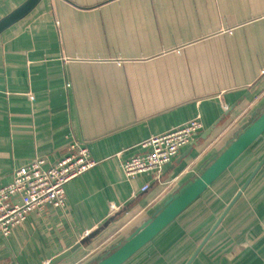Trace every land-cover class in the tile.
I'll return each instance as SVG.
<instances>
[{"label":"crops","instance_id":"obj_1","mask_svg":"<svg viewBox=\"0 0 264 264\" xmlns=\"http://www.w3.org/2000/svg\"><path fill=\"white\" fill-rule=\"evenodd\" d=\"M24 1L0 0V19ZM263 108L264 0H43L0 34V184L76 142L97 164L68 182L65 206L0 233V264L93 262ZM193 118L201 131L161 172L127 179L144 140ZM243 211L195 264H264V202Z\"/></svg>","mask_w":264,"mask_h":264},{"label":"built area","instance_id":"obj_2","mask_svg":"<svg viewBox=\"0 0 264 264\" xmlns=\"http://www.w3.org/2000/svg\"><path fill=\"white\" fill-rule=\"evenodd\" d=\"M202 127L200 119L193 118L180 127L144 140L143 151L122 162L127 179L140 173L161 172L181 148L193 142ZM96 164L89 147L76 142L66 155L47 167L45 160L39 158L17 168L10 183L0 184V233L8 236L30 213L42 214L50 206H65L68 182ZM148 188L149 184L142 190Z\"/></svg>","mask_w":264,"mask_h":264},{"label":"water","instance_id":"obj_3","mask_svg":"<svg viewBox=\"0 0 264 264\" xmlns=\"http://www.w3.org/2000/svg\"><path fill=\"white\" fill-rule=\"evenodd\" d=\"M42 1L25 0L18 7L2 17L0 19V34L28 16ZM263 134L264 108L244 124L241 130L201 168L198 174L183 182L168 200L153 214L142 221L124 241H119L114 245L111 252L107 253L105 250L93 262L88 264H125L192 206ZM263 166L264 156L228 202L185 264L194 263ZM70 254L71 252L62 254L49 264H56ZM101 255H103L102 258L98 259Z\"/></svg>","mask_w":264,"mask_h":264},{"label":"trees","instance_id":"obj_4","mask_svg":"<svg viewBox=\"0 0 264 264\" xmlns=\"http://www.w3.org/2000/svg\"><path fill=\"white\" fill-rule=\"evenodd\" d=\"M247 155H250L249 159L254 161L250 163L246 161L244 164H240L243 157ZM263 156L264 134L230 167L227 172H225L221 178H219L216 183H214L212 187L218 185L214 191H211L212 187H210L192 204V206H190L172 224L164 229L156 238L137 252L125 264H185L218 216L222 213L228 202L246 181L254 167ZM229 172H231V175L233 174V178L230 177L231 175L229 177L227 176ZM262 172H264V166L248 186L247 190L236 205L226 216L223 222L224 224L222 223L220 226L225 225V223L229 221V217H231L233 212L241 203L243 197L249 196V192L253 186L258 183L257 180L260 175L263 174ZM259 186H261V189ZM257 190L258 193L262 192L264 190V185L259 184L257 186ZM136 227L120 238L117 242L109 246V248L106 249V252H111L114 245H116L119 241H124L127 236L136 229ZM186 230L190 233L188 234ZM205 248L202 252H204ZM201 253L198 255L193 264L196 263ZM102 256L103 255L99 256L98 259H101Z\"/></svg>","mask_w":264,"mask_h":264},{"label":"rangeland","instance_id":"obj_5","mask_svg":"<svg viewBox=\"0 0 264 264\" xmlns=\"http://www.w3.org/2000/svg\"><path fill=\"white\" fill-rule=\"evenodd\" d=\"M250 156V155H249ZM248 155L247 156H244L243 157V160L240 162V164H244L246 161H248V163H250V162H252V161H254V160H251V159H249L250 157H249ZM249 165V164H248ZM263 174H261L260 175V177H259V179L257 180L259 183H261V184H263L264 185V172H262ZM231 175V172H229L228 174H227V176L229 177ZM231 178H233V174L230 176ZM234 181V180H233ZM256 185V184H255ZM255 185L253 186V188L251 189V191L249 192V196L247 197V196H244L243 197V199H242V201H241V203L238 205V207L236 208V210L238 211V212H240V211H242V210H244L243 212L245 213V214H250V215H252V216H255L256 215V213H254L253 211H255V207H256V205L258 204V203H260V200L262 201V203L264 202V198L263 197H259L258 195H257V197H256V199L257 200H255V198H252L251 197V194H255V191H256V189H257V187L255 188ZM218 185H216V186H214V187H212L211 188V191H214V189H216V187H217ZM259 188L261 189V186H259ZM227 196V195H226ZM255 197V196H254ZM235 210V211H236Z\"/></svg>","mask_w":264,"mask_h":264}]
</instances>
